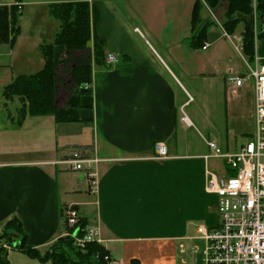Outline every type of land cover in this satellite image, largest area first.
I'll return each instance as SVG.
<instances>
[{"label":"crops","instance_id":"crops-1","mask_svg":"<svg viewBox=\"0 0 264 264\" xmlns=\"http://www.w3.org/2000/svg\"><path fill=\"white\" fill-rule=\"evenodd\" d=\"M72 1H24L22 26L30 18L26 6L31 14L43 8L35 16L33 42L25 44L22 31L13 46H0V132L22 133L32 142L0 152V227L17 218L27 244L45 253L65 236L62 210L74 204L89 227L100 229V243L114 264H179L180 252L194 250L199 228L219 223L208 171H230L225 159L206 158L212 154L208 141L235 152L242 146L233 149L239 137L254 132V78L241 86L226 78L230 70L247 77L264 65V36L255 31L250 62L243 51L245 22L232 34L222 25L227 1L216 10L202 9V18L210 16L214 24L200 45L192 42L198 0H87L106 65H95L92 43L76 50L56 46V111L20 119L19 99L7 101L3 89L17 75L43 68L41 45L53 42L60 29L50 6ZM232 50L244 67L233 61ZM77 66L93 67L92 95L74 94ZM196 99L200 111L185 113ZM77 125L93 128L94 142L73 141ZM157 144L167 147V158H155ZM84 146L103 159L95 189L67 162L73 149Z\"/></svg>","mask_w":264,"mask_h":264},{"label":"trees","instance_id":"trees-1","mask_svg":"<svg viewBox=\"0 0 264 264\" xmlns=\"http://www.w3.org/2000/svg\"><path fill=\"white\" fill-rule=\"evenodd\" d=\"M223 1H227L228 7L224 13L222 25L228 34H232L239 22H245L243 51L248 60L252 62L255 60L256 25L259 24L257 37L264 36V0H198L193 12L192 23L195 34L192 42L202 45L207 38L209 28L214 24L210 16L207 19L202 18L201 11L205 5L211 10H216ZM21 11L22 9L17 4L11 6L0 4V46L5 43L13 46L16 43L20 33L18 21ZM50 13L59 20L60 29L53 42L41 45V53L45 60L43 68L32 74L17 75L3 89V97L7 101L19 99L21 104L19 107L20 119L27 116H48L56 111L54 63V48L56 46L63 45L68 49L76 50L85 49L92 43L95 65L104 66L107 63L104 40L92 29V25L97 20L96 13L94 10L92 11L87 0L52 4ZM92 73V66L73 68L74 94L76 96L92 95ZM89 147L91 146H84L81 149L85 150ZM75 206L78 208L77 205ZM62 212L64 213V210ZM79 227L82 230L88 227L87 221L82 217ZM64 228L66 231L65 221ZM27 238L28 236L17 218L8 221L3 229L0 227V264H10L7 258L8 250L4 248L3 242L11 244L13 248H19L34 259L48 260L51 264H112L113 262L110 251L97 241L89 242L81 248L75 244L73 237L62 236L52 244L47 252L42 253L28 245Z\"/></svg>","mask_w":264,"mask_h":264},{"label":"built area","instance_id":"built-area-1","mask_svg":"<svg viewBox=\"0 0 264 264\" xmlns=\"http://www.w3.org/2000/svg\"><path fill=\"white\" fill-rule=\"evenodd\" d=\"M23 2H16L20 9ZM258 27L255 26L257 33ZM108 59L111 63L117 62L114 55ZM248 77L254 78L255 87L253 134L235 152H223L215 141H208L212 154L206 158L225 159L230 174L218 176L208 171L207 189L218 197L219 223L214 228L198 230V238L205 241L206 264H264V65L251 70L247 77L230 70L226 81L241 86ZM167 157V147L157 144L155 158ZM102 161L96 153L79 148L73 149L67 160L74 170L85 174L92 189L97 186ZM63 214L67 226L65 236L73 237L77 246L83 248L89 242H101L98 227L80 229L81 215L74 204L67 205ZM4 247L13 248L8 243Z\"/></svg>","mask_w":264,"mask_h":264},{"label":"rangeland","instance_id":"rangeland-1","mask_svg":"<svg viewBox=\"0 0 264 264\" xmlns=\"http://www.w3.org/2000/svg\"><path fill=\"white\" fill-rule=\"evenodd\" d=\"M11 0H0V4H5L8 6L14 5L16 4L17 0H14L13 3L8 4L7 2H9ZM26 2V0H23ZM27 6L25 7V12L27 10V12H29L30 18L27 20V22L24 23V25L22 26L21 22H20V18L18 21V25L20 28V34L23 31V40L25 39L24 43H32L33 42V35L35 34L36 31L39 30V25H38V20L35 17L36 14H41L42 12V7H38L36 9V11L34 13L31 14V10L26 9ZM22 13V11H21ZM21 17V16H20ZM23 28V30H22ZM22 35V36H23ZM18 36V38H19ZM17 38V40H18ZM20 39V38H19ZM16 40V41H17ZM234 58L233 61L234 62H239L242 64V66L244 67L245 64L243 63V61L241 59L237 58L236 53H234V51L232 50ZM37 68H33V69H29V71L34 70ZM35 73V72H34ZM200 102L198 99L195 100V102L192 103V105L188 108L185 109V113L190 114L191 110H196V111H200ZM184 114V113H183ZM69 125H64V128H70L68 127ZM74 130V137H73V141H91L94 142V136H93V128H91L90 126H85V127H80V126H75L72 127ZM84 130V131H82ZM202 133L201 135L205 136V138L209 139V133L206 132L204 129H201ZM84 132V133H82ZM197 135H193L191 134V139L194 141H197ZM249 138L247 137H239L238 143L234 144L233 149H238L241 145H243ZM26 143V145H31L32 142H30L29 138L27 135L22 134V133H17V132H11V131H2L0 132V152L1 151H6V150H21L22 146L24 145V143ZM217 142V141H216ZM217 144L220 146V148L222 149L223 152H225L226 150L224 148L221 147L220 142H217ZM43 147V146H41ZM44 150V148H42ZM220 161V160H218ZM221 162V161H220ZM7 245V243L3 242V246ZM194 250L193 251H185L183 253L180 252L179 254V264H206L205 262V255H204V248H205V241L203 240H196L195 241V246H194ZM5 248V247H4ZM195 250H197L195 252ZM8 261L10 262V264H51L50 261H41L39 259H34L32 257H30L29 255L25 254L22 250H20L19 248H11L10 250H8ZM185 260V261H184ZM185 262V263H184Z\"/></svg>","mask_w":264,"mask_h":264}]
</instances>
